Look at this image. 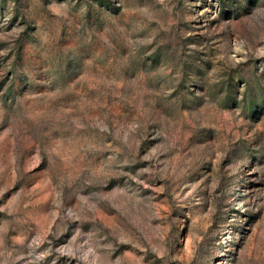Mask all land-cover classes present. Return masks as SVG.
<instances>
[{
    "label": "rangeland",
    "instance_id": "374dc122",
    "mask_svg": "<svg viewBox=\"0 0 264 264\" xmlns=\"http://www.w3.org/2000/svg\"><path fill=\"white\" fill-rule=\"evenodd\" d=\"M0 264H264V0H0Z\"/></svg>",
    "mask_w": 264,
    "mask_h": 264
}]
</instances>
